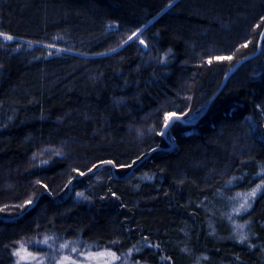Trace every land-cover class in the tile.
Listing matches in <instances>:
<instances>
[{
  "label": "trees",
  "instance_id": "trees-1",
  "mask_svg": "<svg viewBox=\"0 0 264 264\" xmlns=\"http://www.w3.org/2000/svg\"><path fill=\"white\" fill-rule=\"evenodd\" d=\"M0 32V264L46 232L264 264V0H0Z\"/></svg>",
  "mask_w": 264,
  "mask_h": 264
},
{
  "label": "rangeland",
  "instance_id": "rangeland-1",
  "mask_svg": "<svg viewBox=\"0 0 264 264\" xmlns=\"http://www.w3.org/2000/svg\"><path fill=\"white\" fill-rule=\"evenodd\" d=\"M137 34L130 39L136 37ZM260 186L261 190L263 184ZM254 189L257 187L245 192H236L230 198L229 219L232 222L233 234L237 237L244 235V228L238 223L237 218L250 208L246 206L245 209H241L240 205L247 194ZM247 198L251 206L254 197ZM17 251L20 252V256L13 254V264H147L133 259V251L119 252L104 245L89 244L73 239L65 240L51 232L39 233L22 240L14 253ZM109 252L115 253V258L107 255Z\"/></svg>",
  "mask_w": 264,
  "mask_h": 264
},
{
  "label": "snow or ice",
  "instance_id": "snow-or-ice-1",
  "mask_svg": "<svg viewBox=\"0 0 264 264\" xmlns=\"http://www.w3.org/2000/svg\"><path fill=\"white\" fill-rule=\"evenodd\" d=\"M0 37H3L4 39L9 40V41L14 39L12 36L6 35V34H4L2 32H0ZM141 43H143V41H141ZM228 59H230V57H228ZM165 119H166L165 127H167L171 123H175V120H172L170 116L166 117ZM179 119H182V117H176V120H179ZM45 163H46V161H45ZM108 163H111V162L109 161ZM81 175H84V173H81ZM260 187L261 186L258 185L257 189H254L251 193L247 194V197H255L257 191L260 190ZM81 195H83V194H81ZM247 197H245L244 200H243V203H241V205H240L241 209H245L246 206L250 207V204L248 203V198ZM26 203L30 205L32 203V201L29 200ZM14 254L17 255V256H20V252L19 251L15 252ZM29 255H31V254L29 253ZM107 255L115 258V253L109 252V253H107Z\"/></svg>",
  "mask_w": 264,
  "mask_h": 264
},
{
  "label": "water",
  "instance_id": "water-1",
  "mask_svg": "<svg viewBox=\"0 0 264 264\" xmlns=\"http://www.w3.org/2000/svg\"><path fill=\"white\" fill-rule=\"evenodd\" d=\"M140 32V31H139ZM139 32H137V33H139ZM136 33V34H137ZM243 61H241L240 63H238V65L239 64H241ZM237 65V66H238ZM236 66V67H237ZM235 67V68H236ZM227 78L228 77H226L225 78V81H224V83L222 84V86L220 87V89H219V91L214 95V97L212 98V101H211V103L214 101V99L216 98V96L221 92V90L223 89V87H224V85H225V83H226V81H227ZM210 103V104H211ZM101 167H103V166H101ZM101 167H99V169L101 168ZM136 169H137V166H135V167H133L127 174H125L124 176H119L118 178H122V179H128V178H130V177H132L135 173H136ZM116 177V176H115ZM70 189H71V186H70ZM69 193H70V191H69ZM69 193H68V195H69Z\"/></svg>",
  "mask_w": 264,
  "mask_h": 264
},
{
  "label": "bare ground",
  "instance_id": "bare-ground-1",
  "mask_svg": "<svg viewBox=\"0 0 264 264\" xmlns=\"http://www.w3.org/2000/svg\"><path fill=\"white\" fill-rule=\"evenodd\" d=\"M136 34V33H135Z\"/></svg>",
  "mask_w": 264,
  "mask_h": 264
}]
</instances>
